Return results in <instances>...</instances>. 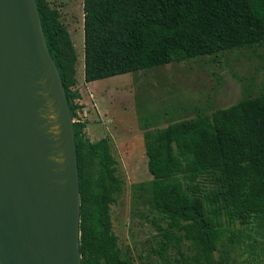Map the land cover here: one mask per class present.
<instances>
[{
	"label": "trees",
	"instance_id": "1",
	"mask_svg": "<svg viewBox=\"0 0 264 264\" xmlns=\"http://www.w3.org/2000/svg\"><path fill=\"white\" fill-rule=\"evenodd\" d=\"M36 1L75 119L74 43L60 11ZM84 15L87 83L264 44V0H84ZM86 127L74 123L82 264H132L109 213L122 192L116 160L108 139L90 142ZM146 155L151 204L167 220V227L156 223L153 252L166 264H225L215 253L229 227L264 220V94L158 130L147 137ZM200 178L214 187L203 188Z\"/></svg>",
	"mask_w": 264,
	"mask_h": 264
},
{
	"label": "rangeland",
	"instance_id": "2",
	"mask_svg": "<svg viewBox=\"0 0 264 264\" xmlns=\"http://www.w3.org/2000/svg\"><path fill=\"white\" fill-rule=\"evenodd\" d=\"M48 1L60 11L78 56L75 89L81 98L75 101L74 121L87 125L84 135L90 142L107 138L116 160L122 192L114 195L116 204L109 213L122 255L132 264H166L153 252L159 237L156 223L167 227V220L151 204L147 137L174 122L263 95L264 44L87 83L84 0ZM198 183L214 187L210 179ZM229 229L215 258L225 264H264V220L251 219L248 225L237 223ZM182 244L185 257L192 255L190 243ZM174 256L173 250L172 262Z\"/></svg>",
	"mask_w": 264,
	"mask_h": 264
},
{
	"label": "water",
	"instance_id": "3",
	"mask_svg": "<svg viewBox=\"0 0 264 264\" xmlns=\"http://www.w3.org/2000/svg\"><path fill=\"white\" fill-rule=\"evenodd\" d=\"M74 123L37 1L0 0V264H82Z\"/></svg>",
	"mask_w": 264,
	"mask_h": 264
},
{
	"label": "bare ground",
	"instance_id": "4",
	"mask_svg": "<svg viewBox=\"0 0 264 264\" xmlns=\"http://www.w3.org/2000/svg\"><path fill=\"white\" fill-rule=\"evenodd\" d=\"M49 114L47 115V118L49 120V124H53V126L51 127L50 133L53 134L54 139H58V136L60 134L59 132V127L57 125H55L54 123H56V114H54L53 109H51V105L52 103L50 102L49 104ZM58 162H62L61 160H57Z\"/></svg>",
	"mask_w": 264,
	"mask_h": 264
}]
</instances>
